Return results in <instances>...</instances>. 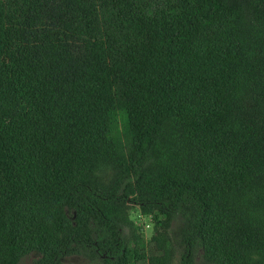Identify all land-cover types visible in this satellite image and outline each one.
<instances>
[{"label":"trees","instance_id":"1","mask_svg":"<svg viewBox=\"0 0 264 264\" xmlns=\"http://www.w3.org/2000/svg\"><path fill=\"white\" fill-rule=\"evenodd\" d=\"M264 264V0H0V264Z\"/></svg>","mask_w":264,"mask_h":264},{"label":"rangeland","instance_id":"2","mask_svg":"<svg viewBox=\"0 0 264 264\" xmlns=\"http://www.w3.org/2000/svg\"><path fill=\"white\" fill-rule=\"evenodd\" d=\"M130 219L134 222V224L140 230V233L143 238V244L146 252V260L143 263H150V261L159 255L157 252L155 243L153 242L154 237V219L151 216L144 215L140 208L135 205L130 204ZM177 226L174 227V234L172 235L173 243L176 246L177 258L174 261V264H179V256H180V246L178 241V231ZM31 261V258L24 259L20 264H27ZM64 264H100L98 262H90L81 258H73L70 260H66Z\"/></svg>","mask_w":264,"mask_h":264}]
</instances>
